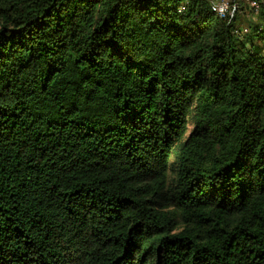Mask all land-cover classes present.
I'll return each instance as SVG.
<instances>
[{
    "label": "trees",
    "instance_id": "trees-1",
    "mask_svg": "<svg viewBox=\"0 0 264 264\" xmlns=\"http://www.w3.org/2000/svg\"><path fill=\"white\" fill-rule=\"evenodd\" d=\"M237 14L0 0V264H264V10Z\"/></svg>",
    "mask_w": 264,
    "mask_h": 264
},
{
    "label": "built area",
    "instance_id": "built-area-1",
    "mask_svg": "<svg viewBox=\"0 0 264 264\" xmlns=\"http://www.w3.org/2000/svg\"><path fill=\"white\" fill-rule=\"evenodd\" d=\"M239 2L240 1L237 2V0H208L210 10L220 18H233L238 11ZM248 2L254 10H259L260 7L264 10V0H248ZM181 9H183V7Z\"/></svg>",
    "mask_w": 264,
    "mask_h": 264
},
{
    "label": "rangeland",
    "instance_id": "rangeland-1",
    "mask_svg": "<svg viewBox=\"0 0 264 264\" xmlns=\"http://www.w3.org/2000/svg\"><path fill=\"white\" fill-rule=\"evenodd\" d=\"M238 3V18H237V24L241 28L247 27L250 24H257L259 25L260 20L257 18L258 9L254 10V8L249 5L248 0H237ZM263 23V22H262Z\"/></svg>",
    "mask_w": 264,
    "mask_h": 264
}]
</instances>
